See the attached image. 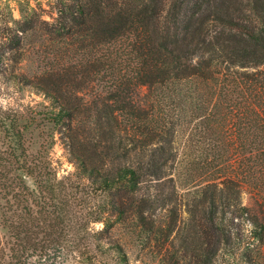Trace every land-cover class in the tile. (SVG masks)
I'll use <instances>...</instances> for the list:
<instances>
[{"label": "trees", "instance_id": "16d2710c", "mask_svg": "<svg viewBox=\"0 0 264 264\" xmlns=\"http://www.w3.org/2000/svg\"><path fill=\"white\" fill-rule=\"evenodd\" d=\"M21 12L1 45L0 68L7 51L15 65L23 62L24 39L37 28L35 10ZM42 24L67 58L9 77L44 94L45 112L0 106L5 264H26L33 251L45 255L72 227L106 239L117 261L131 264L111 235L116 225L139 232L143 248L154 241L162 264H217L220 257L264 264V0H57V16ZM55 130L74 174L59 176L51 158ZM185 136L187 147L207 143L212 152L191 164L188 181L203 182L186 191L190 233L179 255L169 248L181 196L168 174ZM76 177L89 196L100 197L92 220L104 222L98 231L72 217ZM246 181L263 198L260 208L242 202ZM193 230L204 240L187 262ZM83 252L77 263L92 258Z\"/></svg>", "mask_w": 264, "mask_h": 264}, {"label": "rangeland", "instance_id": "374dc122", "mask_svg": "<svg viewBox=\"0 0 264 264\" xmlns=\"http://www.w3.org/2000/svg\"><path fill=\"white\" fill-rule=\"evenodd\" d=\"M33 10L38 14V24L36 25L37 28L31 30L24 39L23 49L25 52V59L23 62L15 65L14 55L7 51L3 65L0 68V106L6 109L21 110L22 112L26 109L34 113H43L45 112L46 105L50 103L44 94L29 87L16 85L10 82L9 77L12 76L14 72L19 74L26 73L32 76L35 72H41L43 68L51 64H56V61L62 64L67 58H64L62 53L55 51L57 46L56 48H52L54 43L48 41L42 29L43 21L52 22L57 16V0H0V48L2 44L5 45L6 39L11 31L10 28L14 24V19L22 18L23 15L21 11L27 13ZM136 94V99L138 101L139 99L143 101L146 88L142 87L138 89ZM49 127L50 124H48V126L45 125L44 128L41 127L37 129L35 133L36 137L39 136L40 131L43 129L48 132ZM60 135L58 130L54 131L55 144L50 150V155L58 169L59 176L63 177L65 175L74 174L76 172V166L70 159L68 150ZM182 138L183 139H180L178 144L181 152L178 163L175 169L173 168V170H170L168 174V177H174L176 180L177 189L181 196L179 197L180 218L178 224L180 230L177 233L178 228H176L172 233L171 239L174 238L175 241L169 248L170 254L178 251L179 255H181L183 251L181 247L183 238L186 234L190 233L187 221L188 214L186 212V191L188 189H195L196 185H200L203 182V176L197 177L194 181H188V179H190L189 177H191V164L194 160L203 159L210 151L212 152V150L208 149L210 145L207 143L205 145L203 144L201 148H189L183 143L186 136ZM40 140H42V138H40ZM3 141L4 134L0 129V151L5 148ZM83 181L86 183V180ZM73 182L74 184H80L78 189H73V194L79 199L74 200L72 195L69 196L72 201L74 200V204L70 205V210L72 211V217H75V222L77 221L80 223V219L83 218V222L87 221V223H85L87 227L86 230L90 232L102 229L104 227L103 221L92 222L95 217L93 211L96 210L97 206L100 204V197L89 196L88 191L85 190L86 187L83 186L82 180L77 177L73 179ZM153 184H155V181ZM256 191L257 190H255L250 182H245L242 192V202L254 209L260 208L263 204V198H259ZM88 219L91 220V223H88ZM192 232L196 235L188 239V254L187 257H185L187 262L193 260L194 257L192 254L195 252L194 248L204 240L201 237L200 231L193 230ZM84 233L86 237L83 236ZM64 235L65 237L61 240V243L56 240V243L51 244L50 249L47 251L48 253L45 255H41L39 250L37 252L33 251V255H30L26 264H120L117 261L115 251L108 248L109 243L106 239L100 240L97 236L87 233V231L78 232L75 227H72V230L66 232ZM111 235L115 240L123 244L131 264H162L160 261L161 253H159V248L155 242L153 241L147 248H143L140 242L141 240L139 241V232H133L129 230L127 226L116 225L111 231ZM58 244L64 249V255L58 253ZM100 244L103 248H98L101 246ZM79 248L80 251L86 252H83L84 257L92 258L77 263L76 258H78ZM9 260V256H2L1 258L0 253V264H5ZM225 262L226 261L220 257L217 264H225ZM238 263L243 264L240 263V261L232 264Z\"/></svg>", "mask_w": 264, "mask_h": 264}]
</instances>
